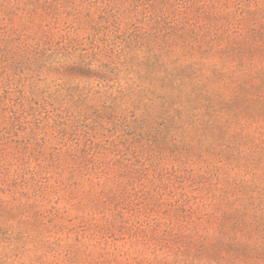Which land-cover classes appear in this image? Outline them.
Listing matches in <instances>:
<instances>
[{
    "label": "rangeland",
    "instance_id": "rangeland-1",
    "mask_svg": "<svg viewBox=\"0 0 264 264\" xmlns=\"http://www.w3.org/2000/svg\"><path fill=\"white\" fill-rule=\"evenodd\" d=\"M0 264H264V0H0Z\"/></svg>",
    "mask_w": 264,
    "mask_h": 264
}]
</instances>
